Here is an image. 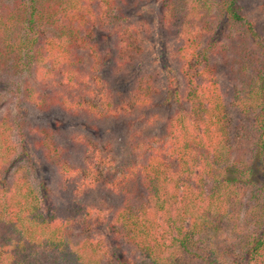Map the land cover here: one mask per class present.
Segmentation results:
<instances>
[{
  "label": "trees",
  "instance_id": "1",
  "mask_svg": "<svg viewBox=\"0 0 264 264\" xmlns=\"http://www.w3.org/2000/svg\"><path fill=\"white\" fill-rule=\"evenodd\" d=\"M179 1L149 0L153 21L145 0H0L18 111L0 117V264H264L263 17L248 0H190L178 17ZM222 20L245 30L255 90L224 88ZM15 150L38 190L7 179ZM244 208L232 260L202 256L200 233Z\"/></svg>",
  "mask_w": 264,
  "mask_h": 264
},
{
  "label": "rangeland",
  "instance_id": "2",
  "mask_svg": "<svg viewBox=\"0 0 264 264\" xmlns=\"http://www.w3.org/2000/svg\"><path fill=\"white\" fill-rule=\"evenodd\" d=\"M147 2V6H143L142 8L146 9V15L152 19L153 21L155 20L156 16V11H161V6L157 7L153 3H148L149 0H145ZM151 1V0H150ZM155 1V0H153ZM249 2L252 1L251 4L257 5L256 10L258 13L256 16L259 15V17L262 18V25H261V31L264 32V11L262 9V12L259 11V1L260 0H248ZM145 2V4H146ZM180 2V1H179ZM179 8L178 12L180 13L178 17H184L185 11L187 10L188 4H190V0H181L179 3ZM202 3L199 2V5ZM151 8H150V7ZM155 7V8H154ZM216 12V11H214ZM133 13V12H132ZM219 25L216 28V33L213 35V41L212 43L216 44L218 42L222 43L225 41L226 42V51H228V58L227 56L224 57L223 54L219 55V60L214 62L218 63V68L223 70L222 72V78L225 75H228L230 79V83L232 85L225 86V90H230L232 86H235L237 88H247V89H252L255 90L256 83L255 81L251 78L252 72H253V67H254V62L255 56L252 53L251 50V45L250 41L244 37V32L245 30L242 28H237L233 27L231 24L228 26L225 21H219ZM201 24L199 23L198 27ZM227 34L233 38L229 39L227 37ZM240 35V36H239ZM211 40V39H209ZM153 41V39L151 40ZM157 42H154L153 48H152V54L149 56V61L152 62L155 60L157 63L160 65H164L166 63L165 60V54L163 53L162 47L161 46H156ZM252 60V61H251ZM159 61V62H158ZM244 61H247L248 63L246 64L247 66V74L240 72V68L243 65ZM14 77L11 76L10 74H0V117L6 118L8 115L10 116H17L18 111L14 105L11 102L9 103V98H11L12 95V90L14 89ZM226 82V81H225ZM252 84V86H251ZM125 82L118 83L117 86L122 88L123 86L125 87ZM259 85V84H258ZM257 85V86H258ZM240 117L239 113L235 114V119H238ZM248 123V120H245ZM72 125V124H71ZM12 132L11 135H13L14 141L19 143V137L17 134V128H15ZM14 142V143H15ZM15 143V144H16ZM251 147H246L244 149V152L249 156L250 154V149ZM12 163L10 165V170L9 174L7 176V179L9 180H16L18 182L20 179H24L28 182V185L31 186L32 188L35 187L38 190V179L39 177L37 176V172L35 169H32V167H28L26 164V159L25 156H22L21 152L18 150H15L13 155H12ZM42 176H44V186H46L47 189L50 188L51 186V178L49 177V174L47 172L43 173L42 171L40 172ZM45 199V198H44ZM46 201V199H45ZM237 213V212H236ZM233 212L231 215L225 216V221H224V226L223 228L215 231L210 232L204 231V233L200 236L204 237V243L200 245V250L198 252L203 256L204 253H212L216 252L217 257L219 260H223V256L227 251H231L230 249H234L233 254H228L226 256V261L230 262L232 260V257L234 254L237 253L238 247H234L237 245H240L245 236L248 237V235L252 232L253 224L250 220L245 217V208L243 211L239 212L236 214ZM243 239V240H242ZM239 240H242L238 242ZM237 242V244H235ZM219 248V249H218ZM215 254H212L214 256ZM143 259V258H141ZM209 260L203 261V263H207ZM40 264H45L44 261H39ZM149 264V263H146ZM191 264V263H187Z\"/></svg>",
  "mask_w": 264,
  "mask_h": 264
}]
</instances>
